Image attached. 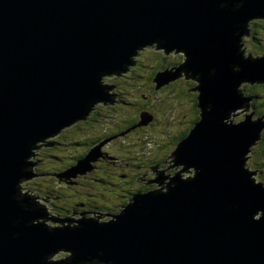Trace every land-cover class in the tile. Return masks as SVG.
<instances>
[{
    "label": "water",
    "instance_id": "obj_1",
    "mask_svg": "<svg viewBox=\"0 0 264 264\" xmlns=\"http://www.w3.org/2000/svg\"><path fill=\"white\" fill-rule=\"evenodd\" d=\"M217 3L0 0V264H39L42 255L60 247L74 250L79 259L103 251L104 259L115 264H264V218L250 220L256 208H264V191L252 188L239 167L245 146L250 144L252 153L260 143H253L258 128H224L207 118L180 141L176 153L179 162L203 172L168 196L138 197L140 207H129L116 223L98 227L82 221L79 232L48 235L40 227H10V217L27 222L44 215L42 210L22 212L10 199L27 141L81 118L85 101L107 100L97 87V73L119 68L138 45L163 39L167 47L187 51L188 68L206 77L215 67L216 77L202 80L200 97L201 106L213 103V116L239 103L232 92L239 79L264 80V60L241 64L238 76L228 70V64L239 63L233 26L261 15L264 0H245L236 13L218 10ZM173 78L157 73L155 80L162 87ZM125 133L90 149L73 165L76 169L54 176L86 170L88 157L94 159L97 149L102 150L99 158L113 160L103 147ZM54 144L51 140L50 146ZM232 204L238 209L225 211ZM145 210L147 215L142 214ZM12 231L23 235L12 240Z\"/></svg>",
    "mask_w": 264,
    "mask_h": 264
},
{
    "label": "clouds",
    "instance_id": "obj_2",
    "mask_svg": "<svg viewBox=\"0 0 264 264\" xmlns=\"http://www.w3.org/2000/svg\"><path fill=\"white\" fill-rule=\"evenodd\" d=\"M244 4L245 0H218L217 7L220 11L227 9L231 13H236ZM259 12L261 15L246 18L243 23L233 26L234 56L238 58L239 63L228 64V70L234 76L242 72L241 64H252L264 60V32H261L262 43L259 49L252 42L253 26L264 20V8H260ZM146 57L150 59L146 60ZM188 62L189 56L186 50L176 47L169 48L165 40L158 38L135 47L128 55L127 61L119 68L98 72L97 87L108 99L85 101L82 117L67 124L71 125L73 122L91 118L97 112H106L108 115L100 121L97 136L90 141L93 146L99 139L114 135L130 126L131 123H135L142 112L152 111L156 114L154 106L161 93L157 91L153 94L152 89L160 86H157L156 80L136 79L138 74L140 76H150L154 73L169 74L174 78L162 85H168L169 81L184 85L186 97L184 105L191 108L192 105L198 103V108L194 110L192 117L181 115L180 109L175 106L164 109L163 118L168 121L169 129L168 134L162 137V140L172 141L167 147H162L160 141L150 138L147 134L127 135L109 144L104 151H110L114 144L125 146L131 144L134 147L131 149L129 159H125L124 156L113 161L99 159L100 150L97 149L98 152L94 159L88 157L87 169L76 171L73 175L32 178L33 174L49 170V157L54 154L50 150V142L52 139L59 140L65 134L64 130L67 125L60 127L52 134L28 140L27 155L20 168V176L13 185L14 191L10 199L22 212L42 210L44 215L27 222L18 217H10V227L12 229H19L21 225L24 229L40 227L48 235L65 230L82 231V221H91L98 227H102L109 223H116L129 207L133 205L140 207L136 203L138 197L143 198L150 194L168 196L170 191L178 187V184L195 181L203 169L179 162L176 153L182 142L174 140L176 127L178 125L182 127L183 123L190 118L199 120V123L193 125L191 133L207 118L224 128L235 129L246 124L256 126L258 128L257 138L253 143L264 142V115H255L256 105L260 103V100H249L244 92L246 85L264 84V80L239 79L232 88L239 103L234 107L220 110L216 116H213L210 115L214 110L213 103L208 102L201 106L200 97L202 80H213L217 70L215 67L210 68L205 77L202 72L188 68ZM142 68L143 71H141ZM127 84H135V87L126 88ZM0 95H3L2 91ZM140 95L146 96L147 99L140 101ZM217 116L220 118L217 119ZM249 145H246L240 153V171L247 177L252 188L264 191V161H255V157L249 152ZM83 147L86 150L87 144ZM80 154L71 149L62 150V159L56 162L55 168L76 169L77 167L73 165L77 164ZM129 167L132 169L134 179L127 190L126 200L119 202L103 200L96 194L100 190L90 187L95 183L91 178L92 175L99 174L101 169L124 171ZM29 174L31 178H27ZM66 193L78 195H74L73 201L67 203L65 202ZM188 203L189 201L186 200L181 210ZM238 207V204L225 205V211L236 210ZM142 214L147 215L148 210ZM262 218H264V208H256L250 214V220L253 223L260 222ZM21 235H23L21 231H12L10 238L16 240ZM104 255L103 251H97L94 257L79 259V254L74 250L60 247L42 255L39 264H115L111 259H104Z\"/></svg>",
    "mask_w": 264,
    "mask_h": 264
},
{
    "label": "rangeland",
    "instance_id": "obj_3",
    "mask_svg": "<svg viewBox=\"0 0 264 264\" xmlns=\"http://www.w3.org/2000/svg\"><path fill=\"white\" fill-rule=\"evenodd\" d=\"M261 32H264V29H262V28L258 29V27L256 29V26L255 25L253 26L252 42L256 46L258 45L257 46L258 49L260 48L261 43H262ZM145 59L148 60V59H150V57H146ZM141 71H143V68L141 69ZM155 78H156L155 74H151L150 76H140L138 74L136 76V79H151L152 81H155ZM249 86L250 85H246L244 87V90H246V88L248 89ZM254 86L255 85H253L251 87H254ZM134 87H135V84H127L126 85V88H134ZM257 90H259V89H257ZM157 91H159L161 93V95H160L159 99L157 100L156 105L154 106L155 110H156V114H154L152 111H149L147 113L142 112L140 114L141 117L139 116L140 119H139V117L137 118V120H136L137 122L132 127V129H130L129 131H126L124 136H121V137H118V138H123V137H125L127 135H131V134H134V133H139L141 136H143L144 134H147V135H149L150 138H153V139H155L157 141H160L161 144H162V147H167L168 144L172 142V141H163L162 140V137H164V136H166L168 134V129H169L168 121L163 118L164 109L166 107L167 108H171L172 106H175L176 108L180 109V114L181 115L192 117L193 112H194V110L197 107L194 104V105H192L191 108H189V107H186L184 105L183 101H182V103H180V101L177 102L178 101V97H179L178 94L181 95L180 100L181 99L185 100V98H186L185 97V86L180 84V83L170 81L168 85H163L158 90L155 87L152 89V93L153 94L155 92H157ZM146 99H147L146 96L140 95V101H145ZM256 106H257L256 110L257 109H261V110L263 109L261 107L260 103H258ZM99 113L102 114V113H106V112H99ZM191 121H192V119L190 118L186 122L183 123L182 127L179 126V125L176 127L175 135H174L175 142H176V138L180 134L182 135L184 132H186L189 129V126L192 123ZM85 128H86V125L83 128L84 131L86 130ZM93 130H94V128H93ZM87 132H89L87 134H89L90 136L91 135H96L93 132H90V131H87ZM73 133L75 134V137H78L81 134L79 132L78 128H76V130H74ZM65 134H66L65 137H67L70 133L68 134V132L67 133L65 132ZM118 138H116L114 140L113 139H109L110 140L109 144H113V142L117 141ZM260 143H259V145H260ZM259 145H257V146H259ZM132 147H134V146L131 145V144L127 145V146L121 145V144H114L113 148L109 152H110V155L112 154V155L115 156V158L113 160L120 159L121 156H124L125 159H129L131 157V149H132ZM104 148L105 147H103V149ZM65 149H68V148L65 147ZM62 150H64V149L51 150V152L54 153L53 154L54 157L53 158L50 157V159H49V166H48L49 170L48 171H52V170L62 171L60 169H56L55 168L56 162H58V161H60L62 159ZM71 150L73 152H79L77 149H71ZM100 151H102V150H100ZM109 152H107V154ZM99 159H103V158L100 157ZM104 160L113 161L110 158H106ZM255 161H264V152H261V154L259 156H255ZM63 170H66V169H63ZM104 171H108V170L101 169L99 174H95L94 173L93 175H102L103 173L108 175V173L104 172ZM110 171H115V175L113 177H115L117 179V180H115L116 182H120L121 179L125 180L122 183H120L121 185H123V184L126 185V183L128 182L127 181L128 179H129V181L134 179V176L132 175V169L130 167L126 168L124 171H120V170L116 171L114 169L110 170ZM46 173H48V172H44V174L43 173H41V174L37 173L38 174L37 177H47V176H49ZM124 174H127V175H124ZM37 177L35 176L33 179H35ZM95 189L96 188H94V190ZM98 189L100 191H98L96 194H98V196L102 195L101 199L108 201V195L111 192H109L107 190H105V191L101 190L100 187ZM105 194H107V195H105ZM74 195H78V194H76V193H66L65 200H73Z\"/></svg>",
    "mask_w": 264,
    "mask_h": 264
},
{
    "label": "trees",
    "instance_id": "obj_4",
    "mask_svg": "<svg viewBox=\"0 0 264 264\" xmlns=\"http://www.w3.org/2000/svg\"><path fill=\"white\" fill-rule=\"evenodd\" d=\"M255 26H256V29H257V27H258V29H260V28L264 29V21L257 23ZM154 74L156 76L157 73H154ZM251 86H253V85H250L248 87V89L246 88V90H244V92L246 93L247 96H250V97L252 96L254 98V100L259 99L260 105L263 106V108H264V99H261V98H264V84H257L254 87H251ZM257 89H259V90H257ZM178 96H179L178 101L177 100L176 101L177 102L180 101V103H182V101L184 102V99L180 100L181 95L178 94ZM197 100H198V97H197ZM195 105L198 108V103H196ZM259 114L261 115L262 113L259 112ZM107 115H108L107 113L100 114L99 112H97L94 116H92L91 118H88L86 121L78 122L74 126L66 129L65 132L66 133L68 132V134L69 133L70 134L67 137H65L66 134H64L63 136L60 137L59 140L53 139L52 142H54L55 144L53 147L50 146V150L65 149V147L68 149H77L81 153L80 156L77 158V160H78V159L84 157L89 152L90 149L97 146L98 144L103 142L108 137L109 138L113 137V136L115 137V136H118V135L126 132L128 129H132V127L137 122L136 121L135 123H131L130 126L124 128L121 131L116 132L114 135H109V136H106L102 139H99V141L97 143H95V146H93L92 143H90V141L92 140V138L97 136V133L99 132V123ZM257 116H259V115H257ZM139 119H140V117H139ZM198 121H199L198 119H192V121H191L192 123L189 126V129L186 132H184L182 135L180 134L176 138V142H180L185 137H187L189 135L191 129L193 128V125L195 123H197ZM85 125H86V128H85L86 130L84 131L83 128ZM76 128H78L79 132L81 133V134L79 133L80 135L78 137H75V134L73 133V131L76 130ZM93 128H94V130H93ZM87 131L93 132L96 135L90 136L89 134H87V133H89ZM119 137H121V136H119ZM109 143H107L104 147H107L109 145ZM85 144H87L86 150L83 147V145H85ZM261 152H264V142H261L259 146L254 147L252 150V154L254 157L259 156L261 154ZM111 156H114V155L111 154ZM50 157L53 158L54 156L51 155ZM50 157H49V159H50ZM114 170H116V169H114ZM62 171H65V170H62ZM62 171H57V170L48 171V170H46V171L40 172L39 174H41V173L44 174V172H48L46 174H48L49 176H54V174H57V173L62 172ZM104 172H107L108 175H106L104 173L102 175H92L91 178L94 180L95 183L93 185H91L90 187H92L93 189L94 188L98 189L100 187L101 190H104V191L107 190V191L111 192L108 195V201L119 202L121 200H126L127 190L129 188V186L131 185L132 180L129 181V179H128L127 180L128 182L126 183V185H124V184L121 185L120 183H122L125 180L121 179L120 182H116L115 180H117V179L115 177H113L115 175V171H104ZM124 175H127V174H124ZM41 187H43V185H41ZM105 195H107V194H105ZM65 196H66V194H65ZM99 197L102 198V195H99ZM72 201L73 200H65V202H67V203H70Z\"/></svg>",
    "mask_w": 264,
    "mask_h": 264
},
{
    "label": "flooded vegetation",
    "instance_id": "obj_5",
    "mask_svg": "<svg viewBox=\"0 0 264 264\" xmlns=\"http://www.w3.org/2000/svg\"><path fill=\"white\" fill-rule=\"evenodd\" d=\"M258 46V45H257ZM262 108H263V106H261ZM256 108H257V106H256ZM256 112H257V115L259 114V112H261L262 114L261 115H264V108L261 110V109H257L256 110ZM260 115V114H259Z\"/></svg>",
    "mask_w": 264,
    "mask_h": 264
},
{
    "label": "bare ground",
    "instance_id": "obj_6",
    "mask_svg": "<svg viewBox=\"0 0 264 264\" xmlns=\"http://www.w3.org/2000/svg\"><path fill=\"white\" fill-rule=\"evenodd\" d=\"M141 117V116H140Z\"/></svg>",
    "mask_w": 264,
    "mask_h": 264
}]
</instances>
